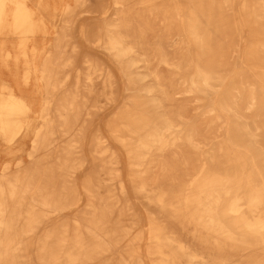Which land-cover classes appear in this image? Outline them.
<instances>
[{"label":"bare ground","instance_id":"bare-ground-1","mask_svg":"<svg viewBox=\"0 0 264 264\" xmlns=\"http://www.w3.org/2000/svg\"><path fill=\"white\" fill-rule=\"evenodd\" d=\"M0 154V264H264V0H0Z\"/></svg>","mask_w":264,"mask_h":264},{"label":"rangeland","instance_id":"rangeland-1","mask_svg":"<svg viewBox=\"0 0 264 264\" xmlns=\"http://www.w3.org/2000/svg\"><path fill=\"white\" fill-rule=\"evenodd\" d=\"M91 2L93 3L94 0H91ZM93 18L90 16L88 19H86V23L91 24L92 22H94L95 20H92ZM76 39H74L72 42L73 43H78L79 48L77 49V56H76V61L77 64H82L83 58L84 56H88L89 58H91L92 60H96L99 56V53L97 51H95L94 49H90L88 48V46L84 43L81 42L79 40L78 37H75ZM68 85V83H67ZM100 86H97V89H99ZM120 91V90H118ZM188 106L192 105L191 103H187ZM105 116H103L101 114V111H98L95 115V118L93 119V122L91 123L89 129H88V135H91L94 131L95 128H97V126L102 123V121H104ZM1 156H4L3 154H0ZM88 165L83 169V171L81 173L78 174V178H81V176L83 175V173L88 170Z\"/></svg>","mask_w":264,"mask_h":264}]
</instances>
